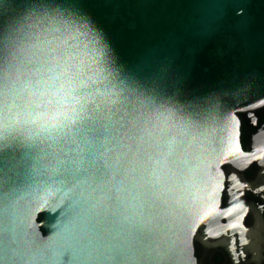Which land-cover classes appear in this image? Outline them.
<instances>
[{
    "label": "snow or ice",
    "instance_id": "snow-or-ice-1",
    "mask_svg": "<svg viewBox=\"0 0 264 264\" xmlns=\"http://www.w3.org/2000/svg\"><path fill=\"white\" fill-rule=\"evenodd\" d=\"M190 79L171 57L123 61L87 0H0V264H210L221 235L233 264H247V195L264 220V164L252 181L228 158L248 155L240 117L256 123L264 82L223 116L221 151L205 152L198 120L216 96ZM65 209L58 238L41 243L32 215ZM218 216L223 233L202 227Z\"/></svg>",
    "mask_w": 264,
    "mask_h": 264
},
{
    "label": "water",
    "instance_id": "water-1",
    "mask_svg": "<svg viewBox=\"0 0 264 264\" xmlns=\"http://www.w3.org/2000/svg\"><path fill=\"white\" fill-rule=\"evenodd\" d=\"M87 4L123 61L147 66L154 59L171 57L178 70L190 68L192 88L213 90L216 111L198 120L197 135L205 152H220L224 146L221 140L228 138L223 116L243 107L249 93L264 82V0H87ZM241 8L245 14L235 15ZM82 58L86 62L91 59L87 51H83ZM236 75L249 78V82L243 87H229L235 83ZM81 147L87 153V146ZM247 147L251 152L244 150L241 141V150L248 155L238 160L228 158L237 168L260 162L264 157V130L250 136ZM21 195L24 199L18 208L23 211L29 197L26 193ZM3 208L0 196V216ZM66 215V209L34 213L31 223L36 238L44 244L55 241L66 223ZM222 218H208L203 226L219 232ZM3 227L0 221V228Z\"/></svg>",
    "mask_w": 264,
    "mask_h": 264
},
{
    "label": "flooded vegetation",
    "instance_id": "flooded-vegetation-1",
    "mask_svg": "<svg viewBox=\"0 0 264 264\" xmlns=\"http://www.w3.org/2000/svg\"><path fill=\"white\" fill-rule=\"evenodd\" d=\"M240 118L243 122L241 134L242 146L244 150L251 152V150L247 147L248 138L250 136H254L260 129L264 130V110H255V114L252 116V120H255L256 123H252L251 120L247 119L243 115H241ZM261 164H264V157L260 159V162L254 161L244 166L243 169L245 170L242 171L240 175H242L246 180H256L259 175V166ZM224 167L228 170H231V165H225ZM247 202L250 205H254L255 207L251 209L246 217V220L244 221L246 227L250 228V231L254 236V243L251 246V250L247 254L246 261L247 264H264V220H262V215L258 212V206L261 201L258 197L249 193L247 195ZM220 224L221 229H219V232L223 233L225 230V218H222L220 220ZM236 231L240 232L242 230L237 229ZM245 235L247 236V234ZM213 242H218V246L215 247L210 253H207V249H205L198 243L197 255L200 256V258L203 260L205 259L207 253L210 264H233L232 257L227 246L228 237L225 235H221Z\"/></svg>",
    "mask_w": 264,
    "mask_h": 264
},
{
    "label": "trees",
    "instance_id": "trees-1",
    "mask_svg": "<svg viewBox=\"0 0 264 264\" xmlns=\"http://www.w3.org/2000/svg\"><path fill=\"white\" fill-rule=\"evenodd\" d=\"M39 219H41V215H40Z\"/></svg>",
    "mask_w": 264,
    "mask_h": 264
}]
</instances>
